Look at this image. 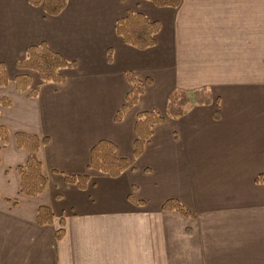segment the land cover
<instances>
[{
  "label": "crops",
  "instance_id": "obj_1",
  "mask_svg": "<svg viewBox=\"0 0 264 264\" xmlns=\"http://www.w3.org/2000/svg\"><path fill=\"white\" fill-rule=\"evenodd\" d=\"M67 3L48 16L29 0H0V62L9 77L0 98L11 100L0 110L11 133L0 151V264H264V183L255 182L264 173V0ZM128 11L161 24L155 46L139 49L117 34ZM43 41L76 62L62 71L64 83L41 85L36 72L17 68ZM127 71L150 83L118 122ZM19 73L40 86L37 96L17 89ZM202 87L212 103L156 125L135 157L138 113L165 114L173 89ZM22 131L47 137L38 157L49 182L35 197L20 193ZM104 139L131 164L117 178L89 170L91 149ZM84 173L85 189L64 178ZM170 198L195 216L163 210ZM42 205L52 207V223L39 222Z\"/></svg>",
  "mask_w": 264,
  "mask_h": 264
},
{
  "label": "trees",
  "instance_id": "obj_2",
  "mask_svg": "<svg viewBox=\"0 0 264 264\" xmlns=\"http://www.w3.org/2000/svg\"><path fill=\"white\" fill-rule=\"evenodd\" d=\"M156 6L161 7H179L182 0H150ZM32 5L42 7L46 15L58 16L68 5V0H29ZM161 24L158 21L151 20L146 14L135 11H128L126 16L118 19L116 22V32L125 42L139 49L153 47L157 43L158 32ZM113 49L108 50L107 59L112 62ZM18 69L34 71L39 75L41 85L43 83H64L65 75L62 71L66 68L76 66L75 61L68 60L60 52L52 50L49 45L43 41L39 45H30L26 49L25 58L17 63ZM126 77L131 84L130 90L126 93L125 103L117 111L116 121L121 122L127 111L135 107L140 97L145 92L146 86L150 80H141L133 71H127ZM9 83L7 69L3 62H0V87ZM15 86L20 91H26L30 96H37L40 86L32 87V76L28 73H19L15 78ZM213 94L208 87L195 89L194 92H188L181 89H173L168 98V106L165 114L157 110L142 111L138 113V120L135 123L136 139L134 140V155L140 157L146 144L150 141L154 133V127L162 124L168 117L178 118L196 103L208 105L212 103ZM11 100L6 97L0 98V110L2 107L9 106ZM0 151L6 147L11 140V133L8 127L0 124ZM15 139L18 147L24 148L28 153V159L23 164L17 166V172L20 176V193L29 196L40 195L45 192L49 182L48 176L44 173V168L40 157L39 150L47 141V137L41 138L37 134H30L25 131L16 132ZM91 160L89 170H98L107 173L111 177L121 175L131 167L129 160L118 153L117 145L107 139L99 140L91 149ZM64 178L70 183H74L80 189L87 188L91 178L88 173L82 175L65 174ZM255 182L264 183V173L257 175ZM136 203L141 201L131 196ZM17 200H14L16 202ZM163 210L179 211L184 216H195V213L187 209L179 199H167L163 205ZM38 220L41 224L53 222L54 214L50 205L39 207ZM65 229L62 227L56 232V238L60 240Z\"/></svg>",
  "mask_w": 264,
  "mask_h": 264
}]
</instances>
